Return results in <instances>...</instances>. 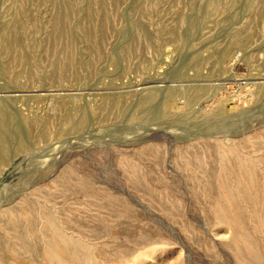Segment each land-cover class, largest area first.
Returning <instances> with one entry per match:
<instances>
[{
  "label": "rangeland",
  "instance_id": "rangeland-1",
  "mask_svg": "<svg viewBox=\"0 0 264 264\" xmlns=\"http://www.w3.org/2000/svg\"><path fill=\"white\" fill-rule=\"evenodd\" d=\"M0 264H264V0H0Z\"/></svg>",
  "mask_w": 264,
  "mask_h": 264
}]
</instances>
